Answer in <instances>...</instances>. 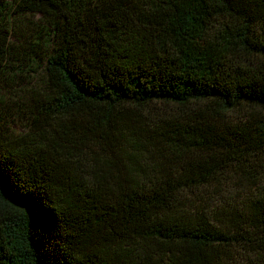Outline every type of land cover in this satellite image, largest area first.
<instances>
[{
    "label": "trees",
    "instance_id": "trees-1",
    "mask_svg": "<svg viewBox=\"0 0 264 264\" xmlns=\"http://www.w3.org/2000/svg\"><path fill=\"white\" fill-rule=\"evenodd\" d=\"M19 74L0 264H264V0H0Z\"/></svg>",
    "mask_w": 264,
    "mask_h": 264
},
{
    "label": "rangeland",
    "instance_id": "rangeland-1",
    "mask_svg": "<svg viewBox=\"0 0 264 264\" xmlns=\"http://www.w3.org/2000/svg\"><path fill=\"white\" fill-rule=\"evenodd\" d=\"M14 20H16L15 22H17L19 26L15 24ZM12 22L13 29L10 40L15 44L18 43L27 51L29 50V46L27 45L29 38L34 39V36L37 37L42 28L41 26L44 24L45 26L47 25L46 20L40 14H25L14 18ZM45 28L41 30L43 31ZM37 62L40 64L42 60L38 59ZM20 75L21 74L16 76L14 84H9V82L5 84L0 80V136L11 133H21L25 129L27 111L23 113L21 110L24 108L22 104H26L28 98L24 96L22 99L16 94L19 95L24 89L29 90V85L27 82L28 80ZM34 76L32 82L40 83L44 80L42 67H39L37 74ZM158 106L153 107L151 112L161 113L162 109L158 108ZM148 116L152 117L153 114Z\"/></svg>",
    "mask_w": 264,
    "mask_h": 264
}]
</instances>
